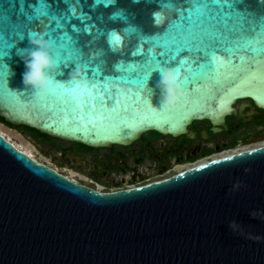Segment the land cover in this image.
Here are the masks:
<instances>
[{"label":"water","instance_id":"obj_1","mask_svg":"<svg viewBox=\"0 0 264 264\" xmlns=\"http://www.w3.org/2000/svg\"><path fill=\"white\" fill-rule=\"evenodd\" d=\"M169 2L16 0L32 18L24 25L55 39L58 59L69 64L56 77L63 83L36 99L22 83L24 65L17 55L18 48L29 46L28 37L18 41L0 57L14 73L6 78L0 69V117L42 135L110 147L128 145L149 131L184 134L194 121L222 125L239 101L264 110V41L256 53L237 54L230 64L220 57L211 71L193 69L199 83L192 86L185 77L193 73L181 72L187 88L173 107L161 106L158 71L146 88L132 77L133 67L141 66L132 65L127 48H111L102 31L117 29L125 45L137 35L177 46L211 35L208 22L193 21L188 31L170 29L158 37L153 14L171 17L160 7ZM7 7L0 5V51L13 27L3 11ZM238 8L257 20L264 16L261 0H243ZM118 10L125 19H109ZM81 62L89 66L86 79L68 85L71 63ZM92 68L109 73L102 85L113 95L111 108L94 103L99 88L88 84ZM238 182L243 187L233 191ZM253 211L264 214V147L144 187L100 193L38 163L0 134V264H264V218H253ZM232 221L238 224L235 232L228 227Z\"/></svg>","mask_w":264,"mask_h":264},{"label":"flooded vegetation","instance_id":"obj_2","mask_svg":"<svg viewBox=\"0 0 264 264\" xmlns=\"http://www.w3.org/2000/svg\"><path fill=\"white\" fill-rule=\"evenodd\" d=\"M0 125L15 131L45 157L60 175L100 193L140 188L240 152L264 147V110L250 100L239 101L225 123L194 121L177 136L154 131L128 145L90 147L37 134L23 126Z\"/></svg>","mask_w":264,"mask_h":264},{"label":"snow or ice","instance_id":"obj_3","mask_svg":"<svg viewBox=\"0 0 264 264\" xmlns=\"http://www.w3.org/2000/svg\"><path fill=\"white\" fill-rule=\"evenodd\" d=\"M104 2L105 4H115L116 0H104ZM19 3L25 4V0H19ZM242 3L243 0H171L169 3L161 4L160 7L170 10L173 15L162 18L158 13L153 14V26L158 37L168 33L170 29L175 30L177 34L188 31L193 21H199L201 24L208 22L211 25V35L208 39L193 40L179 46L175 41L168 43L158 39L149 43L141 35H137L134 42L125 45L121 36L117 34L118 30L114 28L102 31L100 34L107 36V43L111 48L115 50L127 48L129 50L130 56L127 58L131 60L132 65L139 64L141 66L139 70L133 67L132 77L142 80L143 86L146 88L149 74L156 71L158 65L174 64V68L179 73H193V69L211 71L220 57L230 64L236 60L237 54L256 53L257 45L264 41V16L257 20L251 14L239 10L238 6ZM4 4H7L8 7L3 11L8 14L13 27L7 36L9 43L0 51V57L8 56L9 50L13 49L18 41L35 33L31 24L24 25L25 19L32 18L28 16L24 8L16 7V0H0V5ZM26 7L27 5H25ZM118 15L120 14L116 13L109 19L114 20ZM120 18L125 19L122 15ZM165 19L166 22H164ZM121 31L127 34L134 30L122 29ZM143 43H149V47L141 51L140 45ZM0 63H3L2 59H0ZM0 69H3V75L7 78V70L2 67ZM90 71L91 76L88 84L92 90L99 88L94 103L101 106L107 103V106L111 108L113 95L106 84L102 85L109 73L105 72L102 75L96 68H92ZM141 72L142 76L139 74ZM194 75L193 73L192 76L185 77L186 82L191 86L199 83L193 78ZM67 84L71 85L72 81L69 80ZM227 159L231 160L232 158Z\"/></svg>","mask_w":264,"mask_h":264},{"label":"clouds","instance_id":"obj_4","mask_svg":"<svg viewBox=\"0 0 264 264\" xmlns=\"http://www.w3.org/2000/svg\"><path fill=\"white\" fill-rule=\"evenodd\" d=\"M133 2H136V0H133ZM261 2H264V0H261ZM28 41V47L17 49V55L24 65V71L21 74L22 83L25 88L31 89L34 98L43 99L52 92L54 85L63 83L58 81L56 77L63 75L61 66L63 65L66 68L68 64L58 59L60 45L55 39L48 38L45 33L35 32L30 34ZM71 64L74 67L70 72V81L85 80L89 71L88 64L86 62ZM0 67L7 70V77L14 75L6 64L0 63ZM156 71L160 73V80L157 86L161 91V106H175L185 95L187 88V84L182 79V74L174 67H166L164 65H158ZM242 187L243 185L238 182L233 185V191H237ZM250 215L253 218H264V214L257 211H253ZM228 227L235 232L238 224L236 221H232Z\"/></svg>","mask_w":264,"mask_h":264},{"label":"rangeland","instance_id":"obj_5","mask_svg":"<svg viewBox=\"0 0 264 264\" xmlns=\"http://www.w3.org/2000/svg\"><path fill=\"white\" fill-rule=\"evenodd\" d=\"M0 131L5 133L9 137V139L12 140L13 143L17 144L18 146L23 147L28 152H30L32 154L33 158L37 162L45 164V162H46L45 157L41 154V152L35 146H33L31 143H29L27 141V139L23 138L21 135H19L15 131L7 129L1 125H0Z\"/></svg>","mask_w":264,"mask_h":264},{"label":"bare ground","instance_id":"obj_6","mask_svg":"<svg viewBox=\"0 0 264 264\" xmlns=\"http://www.w3.org/2000/svg\"><path fill=\"white\" fill-rule=\"evenodd\" d=\"M0 134H2L3 136H5L11 143H13L12 142V140L11 139H9V137L5 134V133H3V132H1L0 131ZM17 148H19L20 150H22V151H24L25 153H27L29 156H31L32 158H33V156H32V154L30 153V152H28L26 149H24L23 147H21V146H18L17 144H15V143H13ZM34 159V158H33Z\"/></svg>","mask_w":264,"mask_h":264},{"label":"trees","instance_id":"obj_7","mask_svg":"<svg viewBox=\"0 0 264 264\" xmlns=\"http://www.w3.org/2000/svg\"><path fill=\"white\" fill-rule=\"evenodd\" d=\"M4 122H5V121H4ZM5 123H6V122H5ZM6 124H8V123H6ZM24 128L30 130L31 132H35V133H37V134H40V133L37 132L36 130L29 129V128H27V127H24Z\"/></svg>","mask_w":264,"mask_h":264},{"label":"built area","instance_id":"obj_8","mask_svg":"<svg viewBox=\"0 0 264 264\" xmlns=\"http://www.w3.org/2000/svg\"><path fill=\"white\" fill-rule=\"evenodd\" d=\"M38 163H40V162H38ZM42 164H44V163H42Z\"/></svg>","mask_w":264,"mask_h":264}]
</instances>
